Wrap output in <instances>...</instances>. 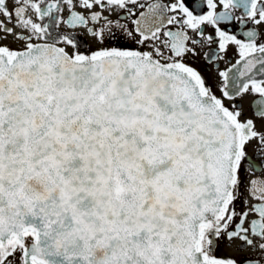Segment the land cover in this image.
<instances>
[{
	"label": "snow or ice",
	"instance_id": "snow-or-ice-1",
	"mask_svg": "<svg viewBox=\"0 0 264 264\" xmlns=\"http://www.w3.org/2000/svg\"><path fill=\"white\" fill-rule=\"evenodd\" d=\"M0 264H264V0H0Z\"/></svg>",
	"mask_w": 264,
	"mask_h": 264
}]
</instances>
